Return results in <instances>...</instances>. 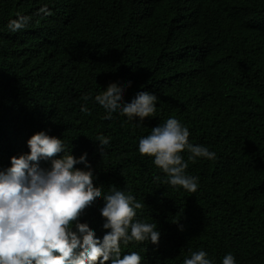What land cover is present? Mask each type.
Returning <instances> with one entry per match:
<instances>
[{"label":"trees","instance_id":"1","mask_svg":"<svg viewBox=\"0 0 264 264\" xmlns=\"http://www.w3.org/2000/svg\"><path fill=\"white\" fill-rule=\"evenodd\" d=\"M164 1L0 0V170L46 131L66 151L72 145L73 156L87 153L94 186L133 195L144 205L136 219L157 224L158 244H121L122 255L183 264L203 249L214 264L229 252L236 264H264V0ZM18 15L29 23L12 32ZM128 81L126 102L139 91L158 97L139 125L119 114L105 119L94 100ZM169 117L189 129V142L216 153L195 161L181 153L198 177L195 192L168 184L138 151ZM101 134L110 138L103 151ZM101 207L81 218L98 237L106 231Z\"/></svg>","mask_w":264,"mask_h":264},{"label":"clouds","instance_id":"2","mask_svg":"<svg viewBox=\"0 0 264 264\" xmlns=\"http://www.w3.org/2000/svg\"><path fill=\"white\" fill-rule=\"evenodd\" d=\"M173 0H165L169 4ZM41 12L47 14L46 8ZM30 17L18 15L8 28L17 32L25 28ZM109 84L94 97L103 108L105 119L119 114L129 121L142 124L156 112L158 97L139 91L130 102L124 100L128 87ZM81 111L88 109L81 106ZM189 129L175 117H169L142 136L138 151L153 158V163L167 176V183L195 192L198 177L186 172L188 163L181 155L190 153L189 160L215 159L216 153L203 145L189 142ZM101 150L110 146V138L97 135ZM29 152L10 158V167L0 170V264H142L137 252L121 254V244L150 241L158 244L160 231L156 223L136 219L144 207L131 194L113 187L105 193L94 186L96 179L87 153L75 157L61 138L46 131L33 134L28 140ZM62 155L57 156V154ZM41 161L47 162L42 167ZM83 164L84 168L74 167ZM103 201L100 214L105 233L98 237L89 225L81 222L86 212ZM183 264H214L203 249L192 252ZM221 264H236L229 252Z\"/></svg>","mask_w":264,"mask_h":264}]
</instances>
